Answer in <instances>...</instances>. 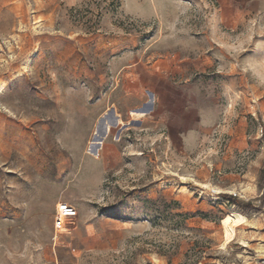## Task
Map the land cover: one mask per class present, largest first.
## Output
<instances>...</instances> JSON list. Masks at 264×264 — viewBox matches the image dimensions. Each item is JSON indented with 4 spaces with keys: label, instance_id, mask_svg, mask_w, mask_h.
<instances>
[{
    "label": "rangeland",
    "instance_id": "1",
    "mask_svg": "<svg viewBox=\"0 0 264 264\" xmlns=\"http://www.w3.org/2000/svg\"><path fill=\"white\" fill-rule=\"evenodd\" d=\"M124 3L0 0V264H264V0Z\"/></svg>",
    "mask_w": 264,
    "mask_h": 264
},
{
    "label": "bare ground",
    "instance_id": "2",
    "mask_svg": "<svg viewBox=\"0 0 264 264\" xmlns=\"http://www.w3.org/2000/svg\"><path fill=\"white\" fill-rule=\"evenodd\" d=\"M16 1V0H15ZM147 2V1H146ZM156 3V2H155ZM20 5V4H19ZM140 5V4H139ZM142 5V3H141ZM156 5V4H155ZM21 6V5H20ZM19 8V7H18ZM155 8V7H154ZM159 9V8H158ZM137 11H138V8H137ZM140 11V10H139ZM151 11V10H150ZM39 21V20H38ZM43 22V21H42ZM38 23V22H37ZM40 24V23H39ZM42 26V25H41ZM11 46V45H10ZM4 59V58H3ZM5 61V60H4ZM6 62V61H5ZM21 73V72H20ZM4 83L0 84V94L3 92V89H4ZM148 110V107L146 106L144 109L140 110V111H131L130 112V117H138L140 115H144V112H146ZM116 122L119 126H124V123L122 121H120V115L118 113H115L114 112V116L112 118H106L105 121H102V123H98L95 125L94 127V130H93V134H92V139L89 143V146H90V151L93 152V155L94 158H98L99 155H98V151H99V147L101 145H103L102 143V137L100 138V133L98 131V129H102L103 131V135H109L110 134V131H111V127H110V124L111 122ZM77 125V124H76ZM80 125V124H79ZM79 129V128H77ZM89 152V151H88ZM251 184V183H250ZM239 187V186H238ZM242 189V192L241 194L245 193L246 191L250 190V188H241ZM220 191V190H219ZM232 191V189L230 190ZM185 192V191H184ZM184 194V193H183ZM255 221V220H254ZM254 221L251 220L249 221L248 223H251V224H254ZM243 222H246V221H243ZM259 250H264V246H260L258 248ZM155 260V259H154ZM158 261V260H157ZM153 262H156V261H153Z\"/></svg>",
    "mask_w": 264,
    "mask_h": 264
},
{
    "label": "built area",
    "instance_id": "3",
    "mask_svg": "<svg viewBox=\"0 0 264 264\" xmlns=\"http://www.w3.org/2000/svg\"><path fill=\"white\" fill-rule=\"evenodd\" d=\"M76 217V209L64 203H58L55 207L53 229L55 234H62L67 230L68 221Z\"/></svg>",
    "mask_w": 264,
    "mask_h": 264
},
{
    "label": "trees",
    "instance_id": "4",
    "mask_svg": "<svg viewBox=\"0 0 264 264\" xmlns=\"http://www.w3.org/2000/svg\"><path fill=\"white\" fill-rule=\"evenodd\" d=\"M224 198H226V200L232 204H236L237 203V200L232 197V196H227V195H223Z\"/></svg>",
    "mask_w": 264,
    "mask_h": 264
},
{
    "label": "crops",
    "instance_id": "5",
    "mask_svg": "<svg viewBox=\"0 0 264 264\" xmlns=\"http://www.w3.org/2000/svg\"><path fill=\"white\" fill-rule=\"evenodd\" d=\"M169 1L171 2V0H169ZM124 5H125V8L129 10V12H130V11H133L132 8L127 4V0H125ZM125 59H126V58H125ZM125 66H127V64H125L124 67H125Z\"/></svg>",
    "mask_w": 264,
    "mask_h": 264
}]
</instances>
